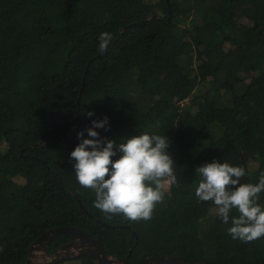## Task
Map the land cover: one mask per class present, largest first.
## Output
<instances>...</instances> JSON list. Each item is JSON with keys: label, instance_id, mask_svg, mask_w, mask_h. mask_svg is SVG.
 <instances>
[{"label": "trees", "instance_id": "1", "mask_svg": "<svg viewBox=\"0 0 264 264\" xmlns=\"http://www.w3.org/2000/svg\"><path fill=\"white\" fill-rule=\"evenodd\" d=\"M102 32L113 39L100 53ZM105 116L99 138L169 140L179 186L150 220L110 217L76 179L70 153ZM214 160L244 167L241 183L264 171V0H0V264H23L61 226L119 258L264 264V237L232 239L231 219L196 198L195 170Z\"/></svg>", "mask_w": 264, "mask_h": 264}, {"label": "clouds", "instance_id": "2", "mask_svg": "<svg viewBox=\"0 0 264 264\" xmlns=\"http://www.w3.org/2000/svg\"><path fill=\"white\" fill-rule=\"evenodd\" d=\"M113 39L110 32L100 33L98 51H106ZM93 116V112H88ZM108 117L92 120L87 128L90 138H83L71 151L76 179L82 187L95 193L94 207L108 214L123 215L138 222L150 220L157 204L164 202L166 185H177L174 160L167 152L166 136L144 132L115 140L99 138L98 128L106 131ZM83 131L78 137H83ZM119 153V158H112ZM201 177L195 195L200 202L211 201L217 215L231 226L227 233L234 240L253 242L264 237V207L259 194L264 192V171L257 184L241 183L245 168L214 160L195 170ZM235 209L238 216H231Z\"/></svg>", "mask_w": 264, "mask_h": 264}, {"label": "water", "instance_id": "3", "mask_svg": "<svg viewBox=\"0 0 264 264\" xmlns=\"http://www.w3.org/2000/svg\"><path fill=\"white\" fill-rule=\"evenodd\" d=\"M63 235L69 236L71 240L49 253L48 247ZM27 252L28 257L23 264H55L85 255L89 256L94 264H203L181 255L147 256L130 260L131 248L124 258H119L105 250L97 238L74 226H61L44 231L28 246Z\"/></svg>", "mask_w": 264, "mask_h": 264}, {"label": "flooded vegetation", "instance_id": "4", "mask_svg": "<svg viewBox=\"0 0 264 264\" xmlns=\"http://www.w3.org/2000/svg\"><path fill=\"white\" fill-rule=\"evenodd\" d=\"M70 240H71V239L67 240L66 242H68V241H70ZM64 243H65V242H64ZM64 243H62V244H64ZM62 244H61V245H62ZM61 245H60V246H61Z\"/></svg>", "mask_w": 264, "mask_h": 264}, {"label": "rangeland", "instance_id": "5", "mask_svg": "<svg viewBox=\"0 0 264 264\" xmlns=\"http://www.w3.org/2000/svg\"><path fill=\"white\" fill-rule=\"evenodd\" d=\"M167 188H168V185H166L165 189H167Z\"/></svg>", "mask_w": 264, "mask_h": 264}]
</instances>
